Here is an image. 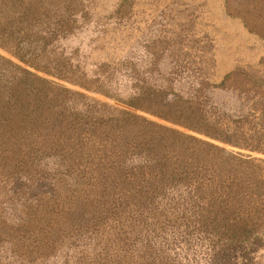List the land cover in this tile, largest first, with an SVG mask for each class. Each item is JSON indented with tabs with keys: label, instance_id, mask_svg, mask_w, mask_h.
Wrapping results in <instances>:
<instances>
[{
	"label": "rangeland",
	"instance_id": "374dc122",
	"mask_svg": "<svg viewBox=\"0 0 264 264\" xmlns=\"http://www.w3.org/2000/svg\"><path fill=\"white\" fill-rule=\"evenodd\" d=\"M14 1L0 0L1 30L24 19L11 15ZM25 1L49 12L32 28L33 59L69 80L38 71L5 49L0 56L218 148L201 156L204 177L183 187L199 186L197 195L150 200L105 188L99 149L63 176L31 159L28 150L39 144L0 135V264H264V234L222 242L205 209L212 184L219 189L223 183L214 179L239 169L235 158L264 159V0ZM55 29L60 38H51ZM39 46L44 59L36 57ZM177 105L202 113L216 124L212 130L244 146L173 123L166 117L188 113ZM53 123L36 137L40 144L54 147L65 138ZM179 138L169 134L166 144L188 163L196 153L172 144ZM212 174L217 177L205 178Z\"/></svg>",
	"mask_w": 264,
	"mask_h": 264
},
{
	"label": "trees",
	"instance_id": "16d2710c",
	"mask_svg": "<svg viewBox=\"0 0 264 264\" xmlns=\"http://www.w3.org/2000/svg\"><path fill=\"white\" fill-rule=\"evenodd\" d=\"M20 2L14 1L11 15L19 13L18 18H24L25 24H20L24 19H12L9 29H0V48L38 71L68 79L62 73L50 71L42 63L36 62L28 47L32 28L39 26L49 12L39 3ZM16 6L20 7L16 9ZM28 18L35 22L30 24ZM15 23L18 25L16 28L13 26ZM39 34L42 39L41 31ZM50 35L51 38H60L62 31L55 29L50 31ZM38 49L41 50L36 53V57L44 59V48L39 46ZM73 99H80L81 102L77 100L79 103H72ZM165 103L172 105L167 100ZM128 104L137 106L129 101ZM175 109L188 113L179 115V118L166 117L173 123L222 142L244 146L212 130L216 124L202 113L193 115L190 107L181 105ZM50 120L60 125L66 135L60 141L56 139L54 147L40 144L36 138L49 127ZM169 134L180 136L172 142L173 145L181 143L185 150L192 149L196 157H191V154L188 163L185 158L177 157L176 149L166 144ZM0 135L5 140L21 138L27 143L39 144L37 148L32 146L28 150L31 159L45 167H52L58 175L63 176L73 167L79 169L77 163L85 162L86 157H92L95 150L99 149L105 160L102 167L107 171L102 185L112 194H127L150 200H169L174 194L178 197L186 195V200L192 197V192L197 195L199 186L189 190H183V187L187 182L204 177L200 175L205 167L201 156L205 155L207 149L218 148L198 136L182 133L131 111L93 100L80 91L56 84L2 56ZM99 144H102L100 148ZM235 159L239 169L226 175L225 180L219 179L216 174L205 176L211 179L217 177L214 179L217 182L223 181L219 189L213 188L215 185L212 184L211 199L205 208L213 235H218L222 242L242 241L250 234H264V159L250 155ZM226 170L223 169L222 173ZM69 178L75 183L80 182L71 176Z\"/></svg>",
	"mask_w": 264,
	"mask_h": 264
}]
</instances>
